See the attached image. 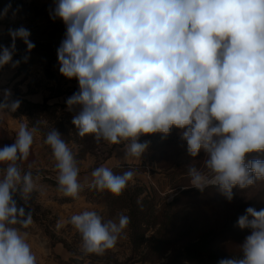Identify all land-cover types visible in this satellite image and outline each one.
I'll list each match as a JSON object with an SVG mask.
<instances>
[{"label":"clouds","instance_id":"1","mask_svg":"<svg viewBox=\"0 0 264 264\" xmlns=\"http://www.w3.org/2000/svg\"><path fill=\"white\" fill-rule=\"evenodd\" d=\"M52 17L66 26L57 58L60 74L78 81L66 104L80 109L72 118L80 137L123 143L125 159L140 158L149 146L141 136H166L175 127L191 157L206 154L202 169L189 167L191 186L215 187L231 202L235 187L264 181V160L247 159L264 153V0H56ZM9 35L11 45H0V67L20 64L13 61L17 39L29 52L35 47L24 27ZM19 107L5 90L0 111ZM38 133L21 122L14 142L0 148V264H37L26 231L33 216L13 195L19 191L27 202L38 191L32 172L19 166ZM44 144L56 161L58 191L79 199L85 185L71 148L55 129ZM134 176L99 166L87 187L119 196ZM69 223L83 252L101 255L124 238L130 217L121 212L104 220L84 210ZM237 225L251 230L242 258L219 264H264V209L248 207Z\"/></svg>","mask_w":264,"mask_h":264},{"label":"rangeland","instance_id":"2","mask_svg":"<svg viewBox=\"0 0 264 264\" xmlns=\"http://www.w3.org/2000/svg\"><path fill=\"white\" fill-rule=\"evenodd\" d=\"M55 3L56 0H0V14L5 15V19L17 18V29H29L32 32L29 39L35 45L29 52L23 41L18 39L13 61L19 60L20 64L13 67L10 63L9 67H0V101L5 90H10L11 100L20 101V107L15 112L0 111V148L14 142L19 123L28 124L25 102H32L31 99L42 95L40 102L33 103L41 104L47 98L48 105L65 104L64 109H56L57 115H60L68 111L67 98L79 90L75 78L68 79L59 72L57 49L64 39L66 26L61 19L52 17ZM24 57H27L26 62ZM79 110L77 106L72 112L76 115ZM32 111V116L41 114L38 116L41 129H47L50 124L42 116L41 109ZM181 133V129L173 127L166 136L162 133L141 136L140 142L147 141L149 146L140 158L125 159L123 143L97 142L92 135L79 138L80 144L74 141L67 143L80 168L78 180L85 185L79 199H73L58 191L56 161L39 131L28 159L19 162L22 172H32L38 191H33L27 202L21 198L19 191L13 195L17 203H23L25 213L31 212L33 216L34 223L26 231L29 233L28 240H34V249L45 239L46 248L61 243L68 256L62 259L51 251L49 257L56 264H71L72 261L78 264H165L171 251L203 233L216 231L232 220L237 221L248 207L264 209V181H257L247 189L235 187L231 202L215 187L200 191L191 186L189 167L202 169L206 154L202 150L197 157H191ZM256 157V153H251L247 159ZM99 166L115 169L113 173L117 175L132 170L135 176L121 195L114 196L106 190L87 187L92 179L91 172ZM3 167L0 165V169ZM132 195L137 203L133 207L129 205ZM135 208L137 214L134 221L140 224L145 240L140 247L133 246L129 224L124 238L118 241L115 248L101 255L83 252L81 235L69 223L72 215L95 210L108 220L116 219L121 212L131 217ZM58 224L60 227H57ZM161 237L169 243L156 258L153 251L145 246ZM245 237H218L216 246L222 251L239 252ZM147 257H154L156 261L150 263L145 259Z\"/></svg>","mask_w":264,"mask_h":264},{"label":"trees","instance_id":"3","mask_svg":"<svg viewBox=\"0 0 264 264\" xmlns=\"http://www.w3.org/2000/svg\"><path fill=\"white\" fill-rule=\"evenodd\" d=\"M47 98L43 99V102L33 103V102H25L27 105V117H28V125L38 126L39 131L42 133V136L45 138L48 132L55 129L57 130L62 139L65 140L66 143L74 141L80 144L79 138L77 134V130L75 125L72 124V118L75 116L72 111H64L60 115H57L56 109H64L65 104L53 103L48 105ZM33 109H41L43 113L44 119L50 124L47 129H41V124L38 121V116L41 115L36 114L32 116ZM37 121V122H36ZM91 136V135H87ZM86 137V136H85ZM256 159L264 160V153H256ZM116 171L115 169L112 170ZM131 207L135 206L134 195L129 197ZM142 202H145L142 200ZM258 209L257 211H259ZM137 214L136 208L134 212L132 211V216L130 217V229H131V237L132 243L134 247H140L145 240L143 239V230L140 227V224L135 222V215ZM140 219V218H139ZM237 221L232 220L230 223L222 226L216 231H210L201 234L196 239L186 242L182 244L179 248L171 251L169 259L165 264H219L221 259H229V258H242L241 251L239 252H226L219 250L216 246V242L218 237L220 238H229L232 239L236 236H247L250 229H237ZM169 241H166L164 238H158L154 240V243H150V245L146 244L145 248L148 247L153 251L152 253L157 255L162 253L166 246L168 247ZM148 249V250H150ZM147 252V251H146ZM150 263H154L156 260L154 257H147Z\"/></svg>","mask_w":264,"mask_h":264},{"label":"crops","instance_id":"4","mask_svg":"<svg viewBox=\"0 0 264 264\" xmlns=\"http://www.w3.org/2000/svg\"><path fill=\"white\" fill-rule=\"evenodd\" d=\"M18 27V22H17V18L14 17H8L5 19V15L0 14V45L3 46H10L12 43L11 37L9 35V29H17ZM19 42V40H16V44ZM10 66V64H8ZM8 65H6L7 67H9ZM42 98V95H38L36 97H34L33 99H31L32 102H40ZM46 239L43 241L42 244H39L37 249H34V240L30 239L29 243L32 246V250L35 253L36 257H37V264H56L55 261H53L51 259V257H49V255L51 254V251L59 254L62 259H66L67 258V254L66 251L64 250V247L61 245V243H56L54 244L53 247H48L46 248L45 244ZM42 250V251H41ZM71 264H78V262L76 261H72ZM82 264H84L82 262Z\"/></svg>","mask_w":264,"mask_h":264},{"label":"built area","instance_id":"5","mask_svg":"<svg viewBox=\"0 0 264 264\" xmlns=\"http://www.w3.org/2000/svg\"><path fill=\"white\" fill-rule=\"evenodd\" d=\"M27 30H29V29H27ZM31 34H32V32L30 31V36H31ZM1 122H2V117L0 116V125H1ZM17 206H18V208L19 207H24L23 203H17Z\"/></svg>","mask_w":264,"mask_h":264}]
</instances>
